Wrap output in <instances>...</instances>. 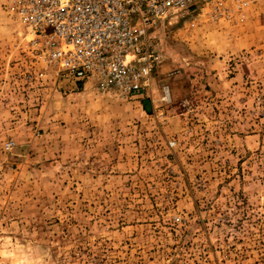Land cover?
I'll return each instance as SVG.
<instances>
[{
	"label": "rangeland",
	"instance_id": "obj_1",
	"mask_svg": "<svg viewBox=\"0 0 264 264\" xmlns=\"http://www.w3.org/2000/svg\"><path fill=\"white\" fill-rule=\"evenodd\" d=\"M5 2L0 264H264V0L168 18L129 99L37 62Z\"/></svg>",
	"mask_w": 264,
	"mask_h": 264
},
{
	"label": "built area",
	"instance_id": "obj_2",
	"mask_svg": "<svg viewBox=\"0 0 264 264\" xmlns=\"http://www.w3.org/2000/svg\"><path fill=\"white\" fill-rule=\"evenodd\" d=\"M260 0H6L26 28L34 59L122 99L150 87L162 59L154 33L197 9L231 19ZM168 94V91L167 93Z\"/></svg>",
	"mask_w": 264,
	"mask_h": 264
},
{
	"label": "water",
	"instance_id": "obj_3",
	"mask_svg": "<svg viewBox=\"0 0 264 264\" xmlns=\"http://www.w3.org/2000/svg\"><path fill=\"white\" fill-rule=\"evenodd\" d=\"M145 105H146V107H145V109H146L149 106L148 101H145Z\"/></svg>",
	"mask_w": 264,
	"mask_h": 264
}]
</instances>
